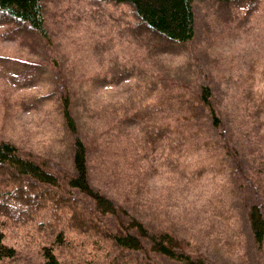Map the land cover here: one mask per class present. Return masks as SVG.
Returning <instances> with one entry per match:
<instances>
[{
  "label": "rangeland",
  "instance_id": "rangeland-1",
  "mask_svg": "<svg viewBox=\"0 0 264 264\" xmlns=\"http://www.w3.org/2000/svg\"><path fill=\"white\" fill-rule=\"evenodd\" d=\"M42 6L50 42L0 20V139L14 143L22 155L43 160L58 176L72 172L71 138L58 103L59 91L67 84L95 187L112 197L121 195V204L133 205L149 228L171 229L207 261L264 264V241L255 244L246 216L255 197L264 204V0H231L224 11L216 0H194V39L184 44L159 41L158 47L148 45V53L139 45L145 38L137 36L141 26L125 2L42 0ZM53 58L62 75L53 67ZM203 81L211 85L245 177L233 167L205 111L196 112L190 122L179 118L185 110L159 100L177 99L182 91L195 94ZM121 101L149 104L155 117L151 120L173 130L164 133L148 161L140 162L148 168L140 193L138 183H122L115 193L105 175L130 156L118 136L112 141L102 137L108 114ZM102 140L108 147L107 154L102 153L107 161L99 164ZM71 192L72 204L82 212L83 217L75 211L79 220L68 211L50 226L45 223L51 221L49 215L38 210L36 215L47 219L3 223L4 241L16 252L0 264H41V245L50 246L59 230L67 241L52 248L62 264H148L142 252L89 234L84 219L104 226L112 216L98 213L78 190ZM4 220L0 215V223ZM82 221L86 230L76 227ZM153 260L181 264L157 255Z\"/></svg>",
  "mask_w": 264,
  "mask_h": 264
},
{
  "label": "trees",
  "instance_id": "trees-1",
  "mask_svg": "<svg viewBox=\"0 0 264 264\" xmlns=\"http://www.w3.org/2000/svg\"><path fill=\"white\" fill-rule=\"evenodd\" d=\"M107 1L125 2L131 6L137 19V26H141L136 34L140 39L145 38L139 45H145L147 53L148 45L150 48L158 47L159 41L184 44L191 42L195 37L194 0ZM206 1L212 3L213 0ZM216 1L223 6L221 11L227 9V5L231 2V0ZM0 20L6 24L16 25L17 30L24 28V31L35 32L50 42V33L44 23L42 0H0ZM52 63L57 73L62 75L54 58ZM71 96L72 91L69 86L62 85L58 94V103L63 125L71 138L72 172L63 171L58 176L47 169L43 160L33 155H22L14 143L0 139V215L5 219L0 223V260L12 257L16 252L15 246L4 241L5 234L2 227L5 221H33L36 217L48 214L51 221L44 216L41 218L47 219L45 222L47 225L54 226L65 215H68V211H71L69 213L71 217H76L74 221L81 219L83 217L81 210L76 209L70 200L72 199L71 190L76 189L91 200L98 213L112 216L110 225L102 222L104 226L96 220L94 222L84 219L88 223L89 234L96 240H109L118 248L142 252L148 259V264H157L153 260V255L172 259L181 264H215L193 252L191 244L171 229L156 226L149 228L143 220L136 216L133 205L124 207L121 204L124 203L121 195L109 196L91 183L88 147L79 133L77 121L72 113ZM159 100L165 102L168 107L176 106L185 110L179 118L187 120L194 117L196 112L205 111L209 118V125L218 131L223 141L224 152L231 157L233 167L245 177L237 150L230 144L219 108L214 101L211 85L207 81L198 85L195 94L188 95L182 91L177 99L169 96V102L172 104L167 102L166 96ZM137 104L133 101L129 104H125L124 101L115 104L102 129L104 134L102 137L112 141L118 136L122 147L127 150V153L130 152L124 165L119 168H114V165L108 175L105 174L109 178L110 185L115 187V193L119 191L122 183H138V193L145 188L148 168L143 169L140 162L148 161V157L155 154L167 130L173 131L167 129V126L155 123L156 119L151 120L155 117L151 113L149 104L142 106ZM105 143V140H102L97 147L101 155L99 164L106 160L103 154H107L108 147ZM159 157L162 156L159 154ZM103 169L105 172L104 167ZM130 174H134L133 178H128ZM61 179L64 181L63 184ZM35 187H41V189ZM31 189H37V192H31ZM262 192L264 193V187ZM150 204L148 198V205ZM263 208L264 204L255 197L254 201L247 205L246 210L251 237L257 246L264 241ZM129 209L134 212L132 213ZM38 210L41 211V215H36ZM76 210L81 217L75 212ZM76 227L86 230L83 221ZM66 241V234L63 230H59L52 243L49 244L50 246L42 244L40 247L43 259L41 264H62L52 247L63 245Z\"/></svg>",
  "mask_w": 264,
  "mask_h": 264
}]
</instances>
